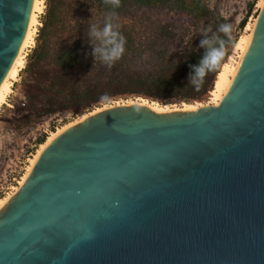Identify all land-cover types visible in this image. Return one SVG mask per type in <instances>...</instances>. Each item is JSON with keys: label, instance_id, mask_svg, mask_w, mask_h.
Instances as JSON below:
<instances>
[{"label": "water", "instance_id": "obj_1", "mask_svg": "<svg viewBox=\"0 0 264 264\" xmlns=\"http://www.w3.org/2000/svg\"><path fill=\"white\" fill-rule=\"evenodd\" d=\"M34 0H0V89ZM0 264H264V3L216 105L110 106L55 134L0 207Z\"/></svg>", "mask_w": 264, "mask_h": 264}, {"label": "rangeland", "instance_id": "obj_2", "mask_svg": "<svg viewBox=\"0 0 264 264\" xmlns=\"http://www.w3.org/2000/svg\"><path fill=\"white\" fill-rule=\"evenodd\" d=\"M117 1L122 3L120 10L113 13L111 8H108L105 11V18H108V23L111 20V24H108L106 28L125 32L131 35L132 41L126 44L112 41V45L118 47V50L110 55L106 61L115 57V59L119 58L118 61L125 60L128 65L136 63L141 65L139 73L146 68L143 65L147 62L163 65L168 59V51L181 52L184 47L188 48L193 40L198 38L199 33L209 32L212 28L209 19L196 18L192 14L177 8L171 2L175 0L169 2L167 0L156 6L144 5L142 0ZM206 1L213 12L228 21L226 28L229 30L230 38L235 39V44L238 38L244 34L246 26L254 24L259 13L258 0H256L245 26L240 29L239 23L247 13L248 4L253 0ZM41 2V12L36 14L37 24L33 28L32 42L22 50L21 66L17 75L10 79L11 92L7 94L6 103L0 108V200L4 197L9 198L20 185L30 158L36 154L41 145L36 143L38 138L45 135L44 142H46L50 133L63 130L95 111L132 102L143 103V101L149 104L155 103L164 112L191 109L188 106L197 108L209 104L215 105L211 100V92L204 100L186 103L178 98V94H171L169 91L157 92L152 88H146L143 90V94H136L134 88L119 87L112 90L96 91L94 94L92 92L91 96H84V101L78 107L77 113L74 109L62 110L60 106H56L53 110L47 109L43 105L47 101V97L51 95L43 93L44 85H49V82L53 80L55 76L52 72L55 71L49 64L44 65V62L39 58H33L29 70L24 71L27 56L35 45L38 29L41 26V16L45 10L46 0H41ZM168 27L175 34L174 38L166 40V43L163 38L158 40V35L167 30ZM190 39L191 42L186 45V41L188 42ZM152 42L154 45L151 44ZM235 44L224 63L230 56L234 55ZM163 46L167 49L165 55L153 56L150 54L149 47L160 52ZM110 63L108 62V64ZM41 67L42 71L45 70L46 72L45 76L40 71ZM80 75L79 70L72 71L65 75V79L75 81ZM110 77H117V80H122L120 72L107 69L104 75L100 77V82H105ZM48 89L55 93L53 96L55 99L68 95L71 91L67 86L60 88L59 85H54ZM74 89L82 93V87L75 85L72 92ZM73 94L75 95L74 92Z\"/></svg>", "mask_w": 264, "mask_h": 264}, {"label": "trees", "instance_id": "obj_3", "mask_svg": "<svg viewBox=\"0 0 264 264\" xmlns=\"http://www.w3.org/2000/svg\"><path fill=\"white\" fill-rule=\"evenodd\" d=\"M166 1L142 0L147 6H156ZM255 1L248 4L247 13L239 23L240 29L245 26ZM171 2L196 18L209 19L212 28L209 32L199 33L198 38L193 40L188 48L184 47L181 52L168 51V59L163 65L147 62L143 65L146 68L139 73L141 65L136 63L128 65L125 60L118 61L119 58L115 59V57L106 61L118 50V47L112 45V41L125 44L132 41L129 34L106 28L111 24V20L108 23L105 11L111 8L113 13L117 12L121 9V1L46 0L35 45L28 54L27 64L24 67V71L29 70L31 60L39 58L44 65L49 64L55 71L52 72L55 76L53 80L49 85H44L43 93L51 96L47 97L43 106L52 110L60 106L62 110L74 109L77 113L84 96L119 87L134 88L136 94H143L146 88H152L157 92L169 91L171 94H178V98L186 103L207 98L214 87L220 66L235 44V39L230 38L229 30L226 28L228 21L213 12L206 0ZM174 36L175 34L168 27L158 35L157 39L163 38L166 43V40H172ZM190 42L191 39L186 41V45ZM160 50L156 52L149 47V52L153 56H163L167 53L164 46ZM40 69L42 71V67ZM107 69L120 72L122 80L110 77L107 81L100 82V77ZM77 70L81 72L79 78L75 81L65 79L66 74ZM42 73L46 75L45 70ZM54 85H59L60 88L67 86L71 89L70 94L55 99L53 97L55 93L48 89ZM75 85L82 87V93L74 89L75 95L73 94L72 88ZM45 138V135L38 138L37 145L42 144Z\"/></svg>", "mask_w": 264, "mask_h": 264}, {"label": "bare ground", "instance_id": "obj_4", "mask_svg": "<svg viewBox=\"0 0 264 264\" xmlns=\"http://www.w3.org/2000/svg\"><path fill=\"white\" fill-rule=\"evenodd\" d=\"M263 3H264V0H258L257 7L259 8V10L262 8ZM41 5H42L41 0H34L33 9H32V13H31V17H30V22H29L26 38L23 42V45H22L14 63H13V65H12L1 89H0V108L3 104L6 103L5 99H6L7 94L11 92L10 79L14 78L17 75V72L21 66L22 50L32 42V35L34 32L33 28H34V25L37 24L36 14L41 12ZM255 22H256V20H254V24H253L254 26H255ZM253 25H251V26L247 25L246 26L244 34L238 38L237 43L235 44L234 55L230 56L226 60V62L223 63V65L220 68L219 73L216 76L214 87L211 91V96H212L211 100H212V103L215 105L219 102V100L221 99L223 94L226 92V90H227V88H228L237 68H238V65H239L248 45H249V42H250V39L252 36V32L254 29ZM139 103H142V102H139ZM143 103L150 105L156 111H162L163 110L162 108L157 106L155 103L149 104V103H145V101H143ZM188 107L189 108H196L195 106H188ZM60 131L61 130H58L55 133H50L47 137L46 142H44L43 144H41L39 146L36 154H34L32 158H30L29 164L26 168V172L24 173V176L26 175L28 169L30 168L31 164L33 163L35 157L41 152V150L46 146V144L51 140V138ZM24 176L22 177L20 183L22 182ZM7 199H8V197H4L0 200V207Z\"/></svg>", "mask_w": 264, "mask_h": 264}]
</instances>
